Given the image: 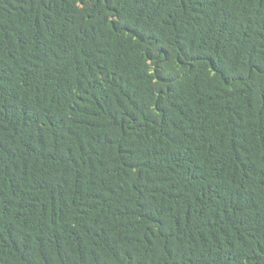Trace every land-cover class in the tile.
<instances>
[{
    "label": "trees",
    "instance_id": "obj_1",
    "mask_svg": "<svg viewBox=\"0 0 264 264\" xmlns=\"http://www.w3.org/2000/svg\"><path fill=\"white\" fill-rule=\"evenodd\" d=\"M0 264H264V0H0Z\"/></svg>",
    "mask_w": 264,
    "mask_h": 264
}]
</instances>
